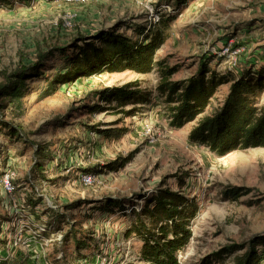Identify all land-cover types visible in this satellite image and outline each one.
<instances>
[{
	"label": "rangeland",
	"instance_id": "rangeland-1",
	"mask_svg": "<svg viewBox=\"0 0 264 264\" xmlns=\"http://www.w3.org/2000/svg\"><path fill=\"white\" fill-rule=\"evenodd\" d=\"M151 10L164 18L174 15L170 36L157 52L161 66L146 74L105 72L45 95L48 77L64 63L56 53L45 62L43 75L28 80L20 106L1 111L24 136H10L0 122V264H55V258L67 264H145L139 258L142 241L136 235L126 237L125 231L135 220L134 210L144 204L143 195L176 172L188 175L182 190L200 205L190 243L179 253L180 264H200L225 245L264 233V148L220 156L190 142L196 121L172 127L157 91L162 72L171 66L178 67L174 80L195 74L209 56L215 57L212 67L228 70V57L219 55L227 46L241 48L245 66L264 61V0H13L12 6L0 8V83L22 63L35 62L38 52L65 46L79 34L121 24L120 32L136 36L133 27L149 25ZM133 80L152 91L151 102L134 114L87 111L85 105L96 99L93 91ZM227 91L224 86L218 90L206 114L220 106ZM99 122L128 131L120 139H108L88 128ZM38 144L50 146L46 155L35 152ZM132 152L134 157L123 168L96 173L92 184L83 182L84 167ZM9 167L16 171L12 192L3 185ZM166 185L179 189L173 176ZM232 185L253 191L225 199L223 191ZM108 197L123 206L99 208ZM79 200L91 203L66 207ZM71 225L78 237L92 236L81 255L72 235L64 238ZM234 256L213 264H233Z\"/></svg>",
	"mask_w": 264,
	"mask_h": 264
},
{
	"label": "trees",
	"instance_id": "trees-1",
	"mask_svg": "<svg viewBox=\"0 0 264 264\" xmlns=\"http://www.w3.org/2000/svg\"><path fill=\"white\" fill-rule=\"evenodd\" d=\"M187 1L176 0L177 4H185ZM12 4L13 0H0V8ZM173 19L174 15H168L167 18L161 17L151 27L137 25L133 27L136 36L120 32L122 25L116 24L92 35L79 34L65 46L38 52L35 62L22 63L7 74L5 82L0 83V122L8 129L10 136H24L18 125L2 118L1 111L8 106H13L12 110L20 106L28 80L43 75L45 62L56 53L64 59V63L55 74L48 77L45 95L54 94L62 85L105 72H152L163 64V61L157 59V52L170 36ZM214 58L209 56L201 61L198 71L186 79L171 78L178 71L177 66L168 67L162 72L157 91L164 97L169 124L181 128L196 121L189 132V141L205 145L220 156L235 150L264 148V105L261 104L264 95V64H252L236 77L231 70L220 71L212 67ZM226 84H229V89L222 103L213 113L206 114L218 90ZM92 94L96 99L90 105H85L90 113L111 110L129 116L152 99V91L143 87L139 80L104 86ZM128 106L132 107L126 109ZM101 125L107 127L102 128ZM110 125L99 122L88 128L108 139H120L128 131L127 127ZM49 147L38 144L35 152L46 155ZM134 154L120 155L103 165L84 167L82 171L87 174L117 171L129 163ZM38 168L44 173L41 163ZM170 176L176 177L178 190L166 185ZM187 176L186 173L177 172L164 176L153 193L143 195L145 201L141 209L134 210L135 220L125 231V236L136 235L142 241L139 258L145 264H180L179 253L190 243L193 236L192 221L200 209L196 197H190L182 190ZM252 191L253 188L249 186L232 185L223 191V196L225 199L236 200ZM90 203L88 200H79L66 207ZM117 206H123L122 202L108 197L100 203L99 208L113 209ZM68 232L65 240L72 235L76 252L81 255L82 250L89 246L92 236L78 237L73 225ZM234 254L233 264H263L264 233L253 236L245 243L225 245L204 256L200 264H213ZM54 261L55 264H67L59 258Z\"/></svg>",
	"mask_w": 264,
	"mask_h": 264
},
{
	"label": "built area",
	"instance_id": "built-area-1",
	"mask_svg": "<svg viewBox=\"0 0 264 264\" xmlns=\"http://www.w3.org/2000/svg\"><path fill=\"white\" fill-rule=\"evenodd\" d=\"M168 8H170V5H167ZM172 9H169V11H171ZM161 19V15L160 12L158 11H154L151 10V14H150V24L148 25L149 27H151L152 25H155L156 23H158ZM241 52V48H235V49H231L229 46L225 47L222 51L219 52V55H223V56H227V60L225 61L226 63V68L228 70L233 71L234 73H239L241 71H243L245 69V65L242 62V60L239 58V53ZM152 129L151 127H147L146 129V133H148V135L152 134ZM6 174L4 175V180H3V185H4V189L6 192H12L15 189V185L13 184V180L16 177V171L9 167L6 170ZM96 178V174H87L84 173L82 175V180L85 184L89 185L92 184L95 181ZM62 254L59 255V257H61Z\"/></svg>",
	"mask_w": 264,
	"mask_h": 264
},
{
	"label": "crops",
	"instance_id": "crops-1",
	"mask_svg": "<svg viewBox=\"0 0 264 264\" xmlns=\"http://www.w3.org/2000/svg\"><path fill=\"white\" fill-rule=\"evenodd\" d=\"M207 29H209V28H207ZM209 32H210V31H209ZM258 60H259V59H258ZM252 62H253V63H249V65H252V64H257V65L264 64V61H262V60H260V61H252ZM249 65H246V66H245V69L248 68ZM245 69H244V70H245ZM244 70H243V71H244ZM243 71H241V72H239V73H235L236 77L239 76V75H241V74L243 73ZM223 86L226 87L227 90L229 89V84H226V85H223ZM223 86H222V87H223ZM222 87H221V88H222ZM227 92H228V91H227ZM262 100H264V95H263Z\"/></svg>",
	"mask_w": 264,
	"mask_h": 264
}]
</instances>
